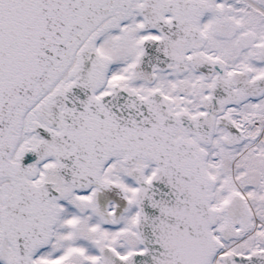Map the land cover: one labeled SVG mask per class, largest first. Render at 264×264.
Masks as SVG:
<instances>
[{"label":"snow or ice","instance_id":"6c2138e0","mask_svg":"<svg viewBox=\"0 0 264 264\" xmlns=\"http://www.w3.org/2000/svg\"><path fill=\"white\" fill-rule=\"evenodd\" d=\"M0 264H264V0H0Z\"/></svg>","mask_w":264,"mask_h":264}]
</instances>
